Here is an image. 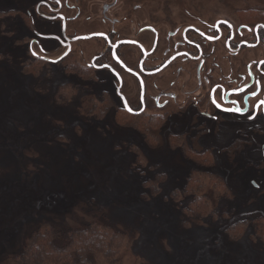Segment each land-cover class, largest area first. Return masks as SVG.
<instances>
[{
    "label": "flooded vegetation",
    "instance_id": "flooded-vegetation-1",
    "mask_svg": "<svg viewBox=\"0 0 264 264\" xmlns=\"http://www.w3.org/2000/svg\"><path fill=\"white\" fill-rule=\"evenodd\" d=\"M0 39L25 48L2 55L33 70L28 83H42L41 106H61L62 88L71 92L66 106L76 103L89 122L161 123L149 134L166 129L162 147L155 135L149 147L135 126L118 125L161 151V161L182 160L175 170L218 172L222 221L259 209L246 240L230 236L242 223L225 226L224 237L264 249V19L144 0H0ZM96 105L106 108L101 118L91 113ZM237 200L242 207L229 206Z\"/></svg>",
    "mask_w": 264,
    "mask_h": 264
},
{
    "label": "rangeland",
    "instance_id": "rangeland-1",
    "mask_svg": "<svg viewBox=\"0 0 264 264\" xmlns=\"http://www.w3.org/2000/svg\"><path fill=\"white\" fill-rule=\"evenodd\" d=\"M144 2H169L175 11L195 4L208 13L220 12L223 18L264 19V0ZM14 43L0 39V261L19 253L40 223L72 229L106 221L133 240L123 264H264V249L245 242L259 209L246 208L232 217L233 222L221 220L220 202L203 209L218 172L212 175L184 166L175 170L182 160L161 161V151L154 153L136 131L112 118L89 122L76 103L41 106L42 83H28L33 70L3 57L25 54L24 47H11ZM39 76L33 75L37 80ZM60 82L64 80L58 77L55 83ZM61 90L58 104L69 102L71 92ZM166 131L151 130L160 147ZM135 145L149 151L142 150L138 157L131 148ZM242 201L229 206L242 207ZM230 223L244 224L241 228L248 236L239 246L223 235Z\"/></svg>",
    "mask_w": 264,
    "mask_h": 264
},
{
    "label": "trees",
    "instance_id": "trees-1",
    "mask_svg": "<svg viewBox=\"0 0 264 264\" xmlns=\"http://www.w3.org/2000/svg\"><path fill=\"white\" fill-rule=\"evenodd\" d=\"M67 104L66 100L59 102L61 106ZM93 109L91 113L101 118L106 108L103 105H96ZM116 122L120 125L135 126L140 133H143L149 147L156 146L155 140L146 132L144 126L124 119ZM160 125L161 123L152 124L149 129H156ZM205 162L202 160L201 164ZM212 185L210 183V186ZM214 187L215 190L208 193L203 209L210 204H219L221 188L216 186L215 182ZM214 192H217V196ZM197 212L201 210L198 209ZM243 233L244 229L238 226L236 230L230 231L231 239L241 238ZM132 242L127 232L106 221H93L72 229H60L51 222H45L39 224L19 253L0 261V264H123L126 252H130L132 248Z\"/></svg>",
    "mask_w": 264,
    "mask_h": 264
},
{
    "label": "snow or ice",
    "instance_id": "snow-or-ice-1",
    "mask_svg": "<svg viewBox=\"0 0 264 264\" xmlns=\"http://www.w3.org/2000/svg\"><path fill=\"white\" fill-rule=\"evenodd\" d=\"M261 103L264 104V101H262Z\"/></svg>",
    "mask_w": 264,
    "mask_h": 264
},
{
    "label": "bare ground",
    "instance_id": "bare-ground-1",
    "mask_svg": "<svg viewBox=\"0 0 264 264\" xmlns=\"http://www.w3.org/2000/svg\"><path fill=\"white\" fill-rule=\"evenodd\" d=\"M168 157H172V156H168Z\"/></svg>",
    "mask_w": 264,
    "mask_h": 264
}]
</instances>
